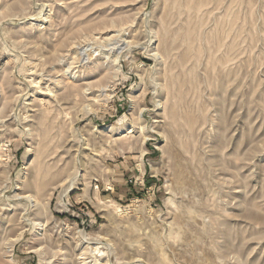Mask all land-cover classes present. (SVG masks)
I'll list each match as a JSON object with an SVG mask.
<instances>
[{
  "label": "rangeland",
  "instance_id": "1",
  "mask_svg": "<svg viewBox=\"0 0 264 264\" xmlns=\"http://www.w3.org/2000/svg\"><path fill=\"white\" fill-rule=\"evenodd\" d=\"M101 263L264 264V0H0V264Z\"/></svg>",
  "mask_w": 264,
  "mask_h": 264
},
{
  "label": "bare ground",
  "instance_id": "2",
  "mask_svg": "<svg viewBox=\"0 0 264 264\" xmlns=\"http://www.w3.org/2000/svg\"><path fill=\"white\" fill-rule=\"evenodd\" d=\"M47 16H48V15H47ZM47 16H46V18H47ZM45 21H46V20H45ZM127 41H128V40H127ZM89 44H90V43H89ZM91 48H92V47H91ZM94 48H96V47H94ZM101 53H102V52H101ZM92 54H93V53H92ZM115 54H118V53L116 52ZM76 55H77V54H76ZM88 55H89V54H88ZM77 56H78V55H77ZM92 56H93V55H92ZM91 58H92V57H91ZM106 59H107V58H106ZM72 60H73V59H72ZM113 60H114V62H115V63H114V64H115V67L119 66L118 64H120V62H119V60H120V54L116 55L115 58H114ZM113 60H112V61H113ZM112 61H111V62H112ZM73 62H74V61H73ZM77 62H78V61H77ZM118 68H119V67H118ZM118 68H116L115 71H116ZM114 73H116V72H113V74H114ZM117 75H118V74H117ZM117 75L114 74V76H117ZM68 78H69V77H68ZM115 79H116V77H115ZM40 83H41V81H37V82H36V84H38V85H39ZM39 87H40V86H39ZM47 87H48V86H47ZM51 89H52V88H51ZM51 89L49 88L50 91H51ZM89 89H90V88H86V89H85L86 93L89 91ZM51 93H52V91H51ZM48 94H49V93H48ZM138 96H139V94H138ZM134 127H135V126L132 125V127H130V128H133V129H134ZM131 131H133V130H131ZM123 136H124V135H123ZM68 180H69V179H68ZM74 182H75V181H73V182L71 183V187H72V185H73ZM26 196L29 197V198L31 197V195H29V194H27ZM39 248H40V247H39ZM84 254H85V253L82 252V256H84ZM86 255H87V254H86ZM10 256H11V255H10ZM85 257H86V256H85ZM85 257H81V258L83 259V258H85ZM92 259H93V258H92ZM94 260L98 261L99 259H96V258H95ZM91 261H93V260H91ZM91 261H90V262H91ZM96 261H95V262H96ZM107 261H108V260H107ZM88 262H89V261H88ZM93 262H94V261H93ZM83 263H85V262L83 261ZM99 263H100V262H99ZM103 263H104V262H103ZM101 264H102V263H101ZM108 264H109V263H108Z\"/></svg>",
  "mask_w": 264,
  "mask_h": 264
}]
</instances>
